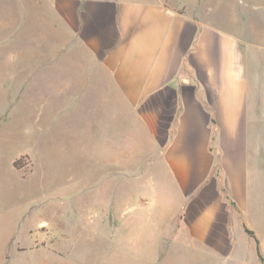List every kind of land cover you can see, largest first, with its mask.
I'll use <instances>...</instances> for the list:
<instances>
[{
    "label": "rangeland",
    "instance_id": "374dc122",
    "mask_svg": "<svg viewBox=\"0 0 264 264\" xmlns=\"http://www.w3.org/2000/svg\"><path fill=\"white\" fill-rule=\"evenodd\" d=\"M56 1L0 0V264H264V0H192L238 42L257 153L251 214L231 210L222 248L192 238L161 201L152 146L120 106L112 146L93 131L80 88L57 70L83 49Z\"/></svg>",
    "mask_w": 264,
    "mask_h": 264
},
{
    "label": "crops",
    "instance_id": "0c3cea01",
    "mask_svg": "<svg viewBox=\"0 0 264 264\" xmlns=\"http://www.w3.org/2000/svg\"><path fill=\"white\" fill-rule=\"evenodd\" d=\"M55 8L83 49L57 70L80 88L93 131L112 146L120 106L152 146L161 201L192 238L224 247L231 210L251 214L257 162L236 38L199 20L192 0H57Z\"/></svg>",
    "mask_w": 264,
    "mask_h": 264
},
{
    "label": "trees",
    "instance_id": "16d2710c",
    "mask_svg": "<svg viewBox=\"0 0 264 264\" xmlns=\"http://www.w3.org/2000/svg\"><path fill=\"white\" fill-rule=\"evenodd\" d=\"M218 170H219V169L216 168L215 172L217 173ZM243 229H244V231H245V233H246L247 235H249L251 238L254 239V241H255V245H256V246H255L256 253H257L258 257H260L259 246H258V240H257L256 236L254 235L253 231L249 230V229L246 228L245 226L243 227Z\"/></svg>",
    "mask_w": 264,
    "mask_h": 264
}]
</instances>
